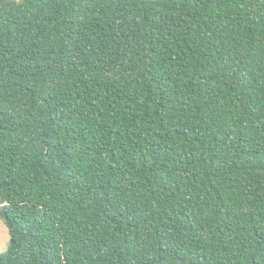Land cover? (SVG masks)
Masks as SVG:
<instances>
[{"label":"trees","instance_id":"trees-1","mask_svg":"<svg viewBox=\"0 0 264 264\" xmlns=\"http://www.w3.org/2000/svg\"><path fill=\"white\" fill-rule=\"evenodd\" d=\"M0 264H264V0H0Z\"/></svg>","mask_w":264,"mask_h":264},{"label":"rangeland","instance_id":"rangeland-1","mask_svg":"<svg viewBox=\"0 0 264 264\" xmlns=\"http://www.w3.org/2000/svg\"><path fill=\"white\" fill-rule=\"evenodd\" d=\"M9 242H10L9 231L3 220L0 218V252H4L7 250Z\"/></svg>","mask_w":264,"mask_h":264}]
</instances>
